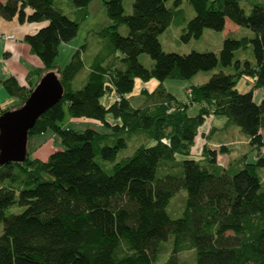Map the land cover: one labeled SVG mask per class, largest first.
Returning <instances> with one entry per match:
<instances>
[{"label": "trees", "instance_id": "trees-1", "mask_svg": "<svg viewBox=\"0 0 264 264\" xmlns=\"http://www.w3.org/2000/svg\"><path fill=\"white\" fill-rule=\"evenodd\" d=\"M57 0L0 1L6 20L47 24L24 41L43 63L40 77L54 71L63 85L59 102L39 116L29 138L53 131L62 148L45 159L27 152L23 162L0 165V264H183L191 252L193 264H264V187L259 169L264 168V97L257 103L253 89L239 92L242 76L264 87V1L186 0L194 15L181 39L199 38L205 28L222 31L226 20L249 30L242 37L227 34L218 53L166 52L159 35L171 23L186 20L182 0H134L125 14L123 0L105 1L111 24L104 28L112 50L122 53V66L88 64L78 48L66 65H58L59 47L77 34L79 22L57 5ZM91 0H69L85 11ZM248 6V12L244 6ZM27 8L31 12H27ZM125 24L128 33L118 27ZM147 53L150 68L139 61ZM87 66L83 85L74 79ZM231 67L192 85V102L201 106L187 114L188 103L163 86L165 79H191L199 72ZM135 78L159 81L152 91L142 89L136 105L127 94ZM4 85L22 105L32 91L13 78ZM106 94L120 100L105 105ZM0 105V115L9 109ZM66 110L74 118L100 121L106 132L63 127ZM112 118H107V115ZM222 115V129L238 126L248 144L257 150L256 160L234 168L219 165L217 156L229 151L226 144L212 149L202 144L201 158L193 148L208 116ZM220 127L211 126L203 138ZM154 140L141 143L132 155L106 171L97 156L114 162L134 135ZM112 140L113 144L106 142ZM185 196L178 215L169 204L175 194ZM13 206L19 212H10ZM170 243L166 260H161Z\"/></svg>", "mask_w": 264, "mask_h": 264}, {"label": "rangeland", "instance_id": "rangeland-1", "mask_svg": "<svg viewBox=\"0 0 264 264\" xmlns=\"http://www.w3.org/2000/svg\"><path fill=\"white\" fill-rule=\"evenodd\" d=\"M105 1L107 0H91L86 7L85 11H78L70 6L69 0H57V5L68 15L71 19H75L79 22V28L75 37H73L69 42L63 43L59 47V53L57 56L58 65H66L78 48L83 50V58L88 64H99L102 67H110L111 65L122 66L120 58L123 56L119 50H112L109 46V41L106 35L102 34L104 28L108 27L112 22L108 16ZM182 7L186 11V20L180 24L171 23L167 29L159 35V41L164 51L166 52H177V53H188L190 51H212L218 53L222 46V42L226 37L227 33L231 30L224 29L222 31H216L213 29L205 28L202 35L199 38H193L188 42H184L181 39V34L185 27L186 21L194 15L189 4L186 0H182ZM134 0H123V8L125 14H131L133 9ZM172 0L168 2L171 4ZM248 12V6H244ZM231 22V21H230ZM118 31L122 35L128 33V28L125 24H121L118 27ZM234 36L242 37L245 35H253L249 30L244 29L241 33H233ZM139 61L147 68L152 67L153 60L151 56L147 53H142L139 55ZM224 69L227 72H231V67H217L212 71H202L191 79H165L162 83L163 86L173 93L176 98L180 101L187 102V114L190 116L195 115L200 104L191 101V91L188 88L192 85H200L205 83L211 74ZM89 71L87 66L77 74L73 83L76 88L81 87L84 83L82 78L86 76ZM254 78L251 76H242L239 78L236 84V89L243 93L253 89L254 99L259 103L261 97H264V87H254ZM159 81L155 78L144 81L140 78H135L134 86L127 97L130 98L132 104L136 105L139 100L140 92L142 89L147 88V90H153ZM4 91V89H3ZM6 92V91H4ZM116 97L114 94H106L101 101L108 105L115 101ZM19 99L14 98L8 94L2 93L0 95V105L3 108H13L18 105ZM107 118L111 119L112 115L108 114ZM213 118H216V126L220 127V130H216L212 136L205 138L203 140V133H207L212 125ZM225 117L222 115H212L208 116L205 124L200 128V134L197 137L195 146L193 148V153L195 158H201L202 156V144L206 142L212 149L219 148L220 143H228L230 151L226 154H219L217 160L219 165L225 168H234L239 166L244 162L252 163L256 160L257 150L253 149L247 141V137L240 131L238 126L231 125L226 129H222L225 123ZM63 127H70L77 131H83L86 128L95 129L99 132H106L108 129L97 120L90 118H74L71 117L66 110L65 118L62 122ZM110 130V129H109ZM108 130V131H109ZM264 137V128L262 130ZM209 139V140H208ZM107 144H113L112 140H108ZM143 143L144 145L150 146L154 144V140L145 136V134L134 135L128 140V145L125 149L118 152L116 160L114 162L106 161L100 159L98 156L97 160L101 163L106 171H112L114 163L121 161L122 159L130 156L135 151L136 147ZM227 145V144H226ZM61 141L58 136L53 133V131L48 130L46 133L41 135H33L28 139L27 151L30 155L35 156L41 155L43 159L47 158L50 153L55 150L61 149ZM259 155L264 156V147L260 150ZM42 159V158H40ZM259 175L261 177V184L264 187V168L259 169ZM185 196V192L180 190L175 194L173 199L169 204V210L173 215H178L182 208V202ZM20 208L18 206H13L10 212H19ZM4 225L0 222V235L3 233ZM170 252V243L165 244V249L161 254V260L167 259ZM183 264H193V256L191 252H185L182 255Z\"/></svg>", "mask_w": 264, "mask_h": 264}, {"label": "water", "instance_id": "water-1", "mask_svg": "<svg viewBox=\"0 0 264 264\" xmlns=\"http://www.w3.org/2000/svg\"><path fill=\"white\" fill-rule=\"evenodd\" d=\"M63 91L57 74L47 71L22 105L0 115V165L26 159L29 130L41 114L61 100Z\"/></svg>", "mask_w": 264, "mask_h": 264}, {"label": "crops", "instance_id": "crops-1", "mask_svg": "<svg viewBox=\"0 0 264 264\" xmlns=\"http://www.w3.org/2000/svg\"><path fill=\"white\" fill-rule=\"evenodd\" d=\"M0 1H4V0H0ZM258 1H264V0H258ZM26 10L27 12H31L30 8H27ZM46 24H47L46 21L43 22L26 21L21 23L19 22L16 16L10 20H6L2 16H0V95L2 93L10 95L4 85L5 84L4 81L6 79L13 78L17 81L19 85H23L27 87H31L39 81L40 75L38 70L43 68V63L41 62V60L38 58L37 55L31 52L29 45L24 41V37L27 34L35 33L37 30H39L41 27L45 26ZM224 29L231 30L227 34L241 33L243 31L242 27L235 25L234 23L230 22V20L228 19L226 20ZM6 35H13L14 37L12 39H9L6 38ZM3 89L6 92H4ZM148 91L151 90L148 89ZM262 99L263 96L261 97L260 101ZM216 124H218L216 122V118H213L211 126H216ZM201 138L206 141V139H204L203 137ZM222 144L228 145V143H222ZM35 156L43 159L41 155L35 154Z\"/></svg>", "mask_w": 264, "mask_h": 264}, {"label": "built area", "instance_id": "built-area-1", "mask_svg": "<svg viewBox=\"0 0 264 264\" xmlns=\"http://www.w3.org/2000/svg\"><path fill=\"white\" fill-rule=\"evenodd\" d=\"M14 36L13 35H6V38L12 39ZM116 100H120L119 96H116Z\"/></svg>", "mask_w": 264, "mask_h": 264}]
</instances>
